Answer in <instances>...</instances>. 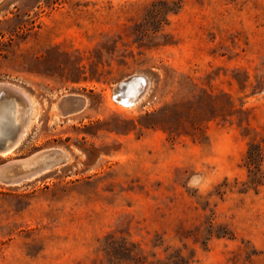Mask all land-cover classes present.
I'll return each instance as SVG.
<instances>
[{
    "label": "rangeland",
    "instance_id": "rangeland-1",
    "mask_svg": "<svg viewBox=\"0 0 264 264\" xmlns=\"http://www.w3.org/2000/svg\"><path fill=\"white\" fill-rule=\"evenodd\" d=\"M0 83L35 105L0 163L67 154L0 183V264H264V0H0Z\"/></svg>",
    "mask_w": 264,
    "mask_h": 264
},
{
    "label": "water",
    "instance_id": "water-1",
    "mask_svg": "<svg viewBox=\"0 0 264 264\" xmlns=\"http://www.w3.org/2000/svg\"><path fill=\"white\" fill-rule=\"evenodd\" d=\"M0 103L8 102L11 97L20 95L19 89L0 83ZM84 101L76 97H66L60 100L58 108L63 116L70 115L80 110ZM24 128L18 129L8 137L0 138V156H5L17 148L23 139ZM67 159V154L60 149H49L37 152L29 157L14 159L0 163V183L16 185L38 177L51 167L62 164Z\"/></svg>",
    "mask_w": 264,
    "mask_h": 264
},
{
    "label": "bare ground",
    "instance_id": "bare-ground-1",
    "mask_svg": "<svg viewBox=\"0 0 264 264\" xmlns=\"http://www.w3.org/2000/svg\"><path fill=\"white\" fill-rule=\"evenodd\" d=\"M146 79L144 77L133 76L116 85L113 92L116 102L125 107L135 106L146 90ZM19 93L20 95H17L10 101L0 103V138L8 137L20 128H24L23 133L25 134L28 129L35 105L25 92L19 90ZM32 118H34V114Z\"/></svg>",
    "mask_w": 264,
    "mask_h": 264
}]
</instances>
